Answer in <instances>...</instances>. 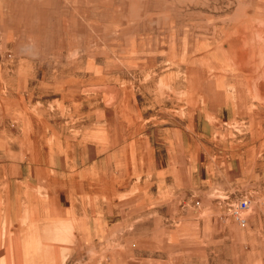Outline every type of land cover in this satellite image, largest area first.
Masks as SVG:
<instances>
[{
  "label": "rangeland",
  "instance_id": "rangeland-1",
  "mask_svg": "<svg viewBox=\"0 0 264 264\" xmlns=\"http://www.w3.org/2000/svg\"><path fill=\"white\" fill-rule=\"evenodd\" d=\"M259 27L264 0H0L5 91L25 83L26 108L57 122L58 138L105 139L115 159L113 142L123 147L135 124L137 138L148 126L155 140L162 127L194 124L209 142L208 188L174 217L156 213L153 227L123 230L100 250L72 247L71 226L59 228L57 264H264V181L247 178L264 173ZM10 107L19 108L13 96ZM68 151L74 163L83 151L99 163L96 146ZM242 199L246 226L231 215ZM27 232L11 230V258L35 251Z\"/></svg>",
  "mask_w": 264,
  "mask_h": 264
},
{
  "label": "crops",
  "instance_id": "crops-1",
  "mask_svg": "<svg viewBox=\"0 0 264 264\" xmlns=\"http://www.w3.org/2000/svg\"><path fill=\"white\" fill-rule=\"evenodd\" d=\"M8 70L0 49V264H57L58 230L69 225L72 247L105 249L123 230L153 227L156 213L174 217L187 197L208 188L203 160L209 142L199 139L194 124L191 131L162 127L161 140L148 126L144 138H137L143 127L135 124L130 137L123 132V147L113 142L121 150L115 159L105 139L58 138L57 122L43 124L42 111L26 108L25 83L16 95L5 91ZM11 96L19 108L10 107ZM90 146L97 147L99 163L88 162L84 151L74 163L68 150ZM247 178L264 181V173L256 179L247 172ZM11 230L19 238L32 231L35 251L11 258Z\"/></svg>",
  "mask_w": 264,
  "mask_h": 264
},
{
  "label": "built area",
  "instance_id": "built-area-1",
  "mask_svg": "<svg viewBox=\"0 0 264 264\" xmlns=\"http://www.w3.org/2000/svg\"><path fill=\"white\" fill-rule=\"evenodd\" d=\"M200 203L199 202H196V206H199ZM250 207V203H249V200L247 199H242L240 201V203L238 204V206L236 208H234L232 210V216H235L236 220L243 226H246V223H247V219L243 218L240 216V213L239 212H244V211H247Z\"/></svg>",
  "mask_w": 264,
  "mask_h": 264
},
{
  "label": "bare ground",
  "instance_id": "bare-ground-1",
  "mask_svg": "<svg viewBox=\"0 0 264 264\" xmlns=\"http://www.w3.org/2000/svg\"><path fill=\"white\" fill-rule=\"evenodd\" d=\"M245 17H246V16H245ZM245 17H244V18H245ZM247 19H248V18H247ZM254 20H255V19H253V21H254ZM256 20H257V19H256ZM244 21H245V20H244ZM247 21H248V20H247ZM253 21H252V22H253ZM253 23H254V22H253ZM259 28H260L261 32H264V27H259ZM251 30H252V29H251ZM256 30H257V29H256ZM255 33H256V32H255ZM257 37H258V36H257ZM261 40H262V38H261ZM255 41H256V40H255ZM255 41H254V42H255ZM262 41H264V40H262ZM253 44H254V43H253ZM253 44H252V45H253ZM250 45H251V44H250ZM255 47H256V46H255ZM252 48H253V47H252ZM245 50H246V49H245ZM247 50H248V49H247ZM252 54H253V53H252ZM237 55H238V54H237ZM250 55H251V54H250ZM250 55H249V56H250ZM254 55H255V54H254ZM247 56H248V55H247ZM255 56H256V55H255ZM259 58H260V57H259ZM252 59H253V58H252ZM253 60L256 61L255 59H253ZM249 61L252 62V60H249ZM248 65H251V63L248 62ZM251 67H252V66H251ZM255 68H256V67H255ZM257 93H258V92H257Z\"/></svg>",
  "mask_w": 264,
  "mask_h": 264
}]
</instances>
